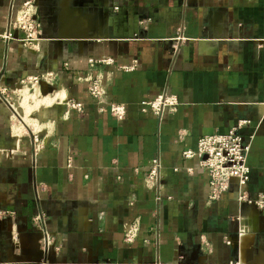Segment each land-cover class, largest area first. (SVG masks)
I'll list each match as a JSON object with an SVG mask.
<instances>
[{
  "label": "crops",
  "instance_id": "1",
  "mask_svg": "<svg viewBox=\"0 0 264 264\" xmlns=\"http://www.w3.org/2000/svg\"><path fill=\"white\" fill-rule=\"evenodd\" d=\"M22 1L0 0V32ZM38 22L37 47L15 29L0 37V87L11 101L19 79L56 73L37 86L18 134L19 115L0 95V264H264V208L238 201L235 182L208 201L206 171L182 157L200 136L249 118L246 192L264 197V0H38ZM104 55L114 63L99 71L109 99L126 105L122 121L97 111L72 75ZM161 91L177 95L176 109L142 112L140 101ZM62 96L83 110L65 115ZM157 154L153 191L143 179ZM39 210L59 250H42ZM136 217L138 237L125 242Z\"/></svg>",
  "mask_w": 264,
  "mask_h": 264
},
{
  "label": "built area",
  "instance_id": "2",
  "mask_svg": "<svg viewBox=\"0 0 264 264\" xmlns=\"http://www.w3.org/2000/svg\"><path fill=\"white\" fill-rule=\"evenodd\" d=\"M118 9L117 6L114 10ZM38 0H24L15 9L13 17L9 19L7 28L0 32L2 39H11L10 30L15 29L20 32L19 40L23 45L37 47L40 37L38 36ZM114 60L110 56L89 57L87 59L88 69L84 75L78 71H72L73 77L78 81L86 82V91L94 100L95 107L99 112L108 111L116 121H122L127 112L125 103L109 99L106 82L102 78L101 69L104 66L112 65ZM137 60L129 65H119L120 69L131 70L135 68ZM97 70L96 73L93 71ZM56 73L44 71L36 75H28L18 80V85L38 86L41 81L51 83L54 81ZM10 90L7 86L0 87V95L10 105L7 93ZM57 102L63 103L66 107L65 115L69 109L82 111L84 104L81 101L62 96L57 98ZM179 104L176 94L161 91L150 99L140 101V110L144 113H151L157 118H161L166 112H172ZM251 119L240 118L226 132H214L202 135L198 138L194 148H185L182 151L183 158L197 157L199 166L208 175V201H215L222 197L230 184L235 182L238 186V201L246 203L257 209L264 208V197L250 198L246 192V187L250 179V166L247 163V155L250 150V140L241 132L245 126H249ZM32 144L35 154L39 153L43 147V138L37 132H32ZM160 155L154 156L149 163L148 170L144 176V183L148 189L158 190L159 174L162 169ZM176 169V168H174ZM191 173L192 169H188ZM119 178V176H117ZM2 212L0 211V215ZM46 215L43 211L36 212L32 221L40 232V246L47 252L53 248L59 250L60 245L56 242L55 235L45 226ZM139 233V218H134L128 223L123 239L125 242H134ZM129 264V263H120Z\"/></svg>",
  "mask_w": 264,
  "mask_h": 264
},
{
  "label": "rangeland",
  "instance_id": "3",
  "mask_svg": "<svg viewBox=\"0 0 264 264\" xmlns=\"http://www.w3.org/2000/svg\"><path fill=\"white\" fill-rule=\"evenodd\" d=\"M18 87V86H17ZM19 92L18 94L16 93V97L18 98H14L13 101L17 100V102L19 103L22 113H18L19 117L22 118L26 123H29V119H31L32 117L31 115V110L33 108V105H35L36 103V97L34 95V93L28 91L25 88H20L18 89ZM24 94H31L33 96V98H31V95H29L28 97L26 96V99H24ZM14 96V93L12 91H9V95H8V101H10V103L12 104L13 101H11V98ZM34 101V102H33ZM13 122H17L16 119ZM17 124V123H16Z\"/></svg>",
  "mask_w": 264,
  "mask_h": 264
},
{
  "label": "bare ground",
  "instance_id": "4",
  "mask_svg": "<svg viewBox=\"0 0 264 264\" xmlns=\"http://www.w3.org/2000/svg\"><path fill=\"white\" fill-rule=\"evenodd\" d=\"M17 87V86H16ZM20 88H25V89H27L28 91H30V92H32V93H36L37 91L39 92V90H38V88L36 87V86H33V85H18V87H17V92H19V90L18 89H20ZM29 95H31V94H24V99H26V96L28 97ZM31 98H33V96L31 95ZM9 103H10V101H9ZM15 104H18L19 105V103L17 102V100H15V102H12V106L14 107V109L17 111V112H19V113H22V110H19L16 106H15ZM20 109H21V107H19ZM24 126H27V124H26V122L22 119V118H20L19 117V123L18 124H15V129L13 130L15 133H17L18 134V132H17V129H21L22 127H24ZM26 129V128H25Z\"/></svg>",
  "mask_w": 264,
  "mask_h": 264
}]
</instances>
